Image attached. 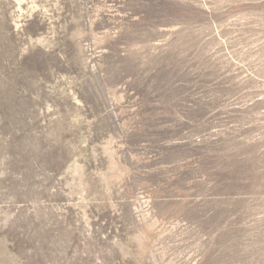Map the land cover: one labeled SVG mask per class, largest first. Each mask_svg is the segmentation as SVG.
I'll use <instances>...</instances> for the list:
<instances>
[{
	"label": "rangeland",
	"instance_id": "374dc122",
	"mask_svg": "<svg viewBox=\"0 0 264 264\" xmlns=\"http://www.w3.org/2000/svg\"><path fill=\"white\" fill-rule=\"evenodd\" d=\"M0 264H264V0H0Z\"/></svg>",
	"mask_w": 264,
	"mask_h": 264
}]
</instances>
